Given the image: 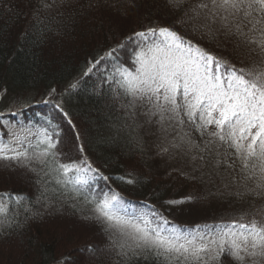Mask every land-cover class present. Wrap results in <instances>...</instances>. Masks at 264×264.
Here are the masks:
<instances>
[{
	"label": "trees",
	"instance_id": "obj_1",
	"mask_svg": "<svg viewBox=\"0 0 264 264\" xmlns=\"http://www.w3.org/2000/svg\"><path fill=\"white\" fill-rule=\"evenodd\" d=\"M200 2L186 0L176 10L168 0H0V142L9 139L8 125L47 130L57 159L86 158L96 170L83 174L89 183L77 200H53L60 192L74 194L70 185L55 183V173L39 185L28 169L0 161V201L7 206V219L0 220L10 233L5 238L0 232V264H156L152 257L117 255L120 250L101 225L86 219L84 196L93 194H115L133 218L155 214L168 222L169 231L188 235L264 220V190L244 180L248 173L239 159L225 156L224 144L195 131L187 117L165 138L159 116L150 123L144 115L148 105L131 107L111 75L116 66L134 70L140 43L135 33L160 27L236 68L259 64L261 57L250 50L255 45L243 38L220 32L210 40L191 22L178 23L185 9ZM36 139L29 136L25 146ZM162 147L169 151L162 153ZM219 264L235 262L224 255Z\"/></svg>",
	"mask_w": 264,
	"mask_h": 264
},
{
	"label": "snow or ice",
	"instance_id": "obj_2",
	"mask_svg": "<svg viewBox=\"0 0 264 264\" xmlns=\"http://www.w3.org/2000/svg\"><path fill=\"white\" fill-rule=\"evenodd\" d=\"M185 2L168 0L176 10L182 9ZM189 22L194 31L206 34L210 40L220 32L226 37L243 38L247 44L255 45L250 50L261 57L260 63L236 68L194 46L169 27L149 28L134 34L140 41L139 51L134 50V70L116 66L111 74L113 80L130 98L131 107L137 103L149 106L144 115L150 123L152 117L159 116L156 123L165 138L173 124L183 127L182 117H187L195 131L207 133L234 149L242 171L248 173L244 180H254L255 188L264 190V0H201L185 9L184 18L178 21ZM113 52L115 49L107 56ZM165 121L169 123L165 125ZM211 126L215 131H210ZM20 131L25 134L23 138L12 133L16 147L0 143V161L15 162L28 169L37 175L39 185L47 183L44 177L55 173V183L61 188L70 185L74 194L60 192L53 200L75 201L77 195H83V188L89 183L83 174L96 171L87 159L64 163L57 159L56 143L47 130ZM32 135L37 137L36 142L29 141L25 146L24 141ZM186 136L187 133L180 136V141L184 142ZM187 142L191 145L190 140ZM171 147L180 148L181 144L172 143ZM168 151L167 147L161 148L162 153ZM72 173L76 174L75 179L70 178ZM244 194L236 193L239 197ZM102 195L103 198L96 194L91 198L84 196L83 203L90 212L86 219L101 225L122 258L152 257L156 264H219L220 258L227 255L235 264H245L246 260L251 264L264 262V220L234 221L219 230L209 228L206 233L188 235L169 231L168 222L163 217L157 219L155 214L133 218L122 209L115 194ZM41 197L48 200L43 192ZM0 217L7 219L6 205H0ZM7 227H11V222ZM0 232L5 238L10 234L3 220Z\"/></svg>",
	"mask_w": 264,
	"mask_h": 264
},
{
	"label": "rangeland",
	"instance_id": "obj_3",
	"mask_svg": "<svg viewBox=\"0 0 264 264\" xmlns=\"http://www.w3.org/2000/svg\"><path fill=\"white\" fill-rule=\"evenodd\" d=\"M144 105H146V104H144ZM212 128H214L215 129V127L214 126H212ZM6 129H7V133L9 134V139L8 140H3L2 142H0V143H8V144H10L12 147H16V143H15V141H14V139H13V136H12V133L13 132H15L17 135H19V136H21V138H23V136L25 135L22 131H20V130H22V127H17L16 128V126H13L12 125V127H10L9 125L6 127ZM215 131V130H214ZM226 146V147H225ZM224 147H225V149H224V152H225V156L230 160H232V158H236V156H235V154H234V149H232V148H230L228 145H226V144H224ZM228 160V161H229ZM2 203H3V201H0V205H2Z\"/></svg>",
	"mask_w": 264,
	"mask_h": 264
}]
</instances>
